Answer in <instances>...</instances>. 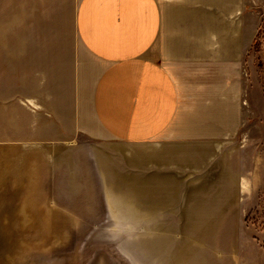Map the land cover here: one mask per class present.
Here are the masks:
<instances>
[{
	"label": "crops",
	"instance_id": "obj_1",
	"mask_svg": "<svg viewBox=\"0 0 264 264\" xmlns=\"http://www.w3.org/2000/svg\"><path fill=\"white\" fill-rule=\"evenodd\" d=\"M248 5L0 0L1 165L21 146L77 148L100 175L95 148L121 144H153L166 159L192 148L209 163L241 126L261 23Z\"/></svg>",
	"mask_w": 264,
	"mask_h": 264
},
{
	"label": "rangeland",
	"instance_id": "obj_2",
	"mask_svg": "<svg viewBox=\"0 0 264 264\" xmlns=\"http://www.w3.org/2000/svg\"><path fill=\"white\" fill-rule=\"evenodd\" d=\"M248 1L261 23L235 139L207 164L188 147L95 148L100 175L77 148L9 151L0 264H264V0Z\"/></svg>",
	"mask_w": 264,
	"mask_h": 264
}]
</instances>
